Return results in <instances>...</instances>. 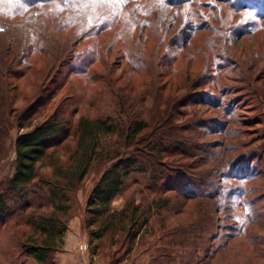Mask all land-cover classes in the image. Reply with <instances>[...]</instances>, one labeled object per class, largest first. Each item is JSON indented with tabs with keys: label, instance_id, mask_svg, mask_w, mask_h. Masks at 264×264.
<instances>
[{
	"label": "rangeland",
	"instance_id": "1",
	"mask_svg": "<svg viewBox=\"0 0 264 264\" xmlns=\"http://www.w3.org/2000/svg\"><path fill=\"white\" fill-rule=\"evenodd\" d=\"M135 8L153 12L155 24L137 29L128 21L85 37L81 36L86 30L79 32L75 27L62 31V44L68 51L74 45V53L68 54L60 66L55 67L53 59L37 54L29 66L11 76L16 117L23 120L25 127L14 128L6 140L9 153L0 162V188L5 187L6 179L15 170L17 135L34 125L54 116L74 126L81 116L116 119L118 100L129 104L131 98H137L139 109L141 105L148 112L151 99H142L150 91L151 77L138 70V65L143 69L146 66L137 59L149 58L156 52L166 53L165 60L160 57L155 63L165 97L189 92L194 95L190 89L194 81L202 76L209 81L190 96L189 110L193 113L188 124L193 131L184 134L193 135L194 143L201 142L203 147L209 141L223 147H217L218 156L212 163H207L208 154L202 151L194 150L197 157L176 154L183 163L167 173L166 181L181 179L184 172L179 171L185 170L207 178L203 189L217 192L226 187L232 192L242 191L225 198L217 192L215 200H190L136 172L123 193L113 200L112 210L118 215L127 210L130 215L134 203L141 205L136 213L146 214L139 218V228L117 216L116 226L96 239L91 232L99 225L86 222L92 215L88 210L92 190L105 164L95 163L76 189L66 190L67 209L57 208L50 192L55 183L67 184L59 173L69 166L76 150L77 136L72 130L38 163V178L29 186L26 201L16 205L8 221L0 225V264H33L23 246L33 239L45 238L39 224L51 217L67 225L61 248L71 249L67 237L74 234L88 243L89 264H264V0H193L167 12L173 15L170 21L164 12L166 22L155 0H140L127 9L131 12ZM187 16L192 25L188 30ZM0 22L5 26L10 23L2 17ZM35 26L29 29L33 31ZM52 30L49 33L55 35ZM177 36L178 45H166ZM77 38L79 42H74ZM195 97L205 99L206 105L193 103ZM118 140L125 142L124 137L113 134L105 137L104 143L111 149ZM227 156L245 157L251 162L254 159L255 172L248 177L244 168L239 172L244 177L238 180L225 167ZM222 172L228 175L223 180ZM165 201L168 204L160 207ZM215 208L221 210L213 213ZM145 216L148 220L143 223ZM135 230L140 236L132 241L130 233ZM218 231L222 237L214 240ZM225 243L226 248L220 250ZM48 263L54 264V260Z\"/></svg>",
	"mask_w": 264,
	"mask_h": 264
},
{
	"label": "trees",
	"instance_id": "2",
	"mask_svg": "<svg viewBox=\"0 0 264 264\" xmlns=\"http://www.w3.org/2000/svg\"><path fill=\"white\" fill-rule=\"evenodd\" d=\"M138 1L140 0H0V19L2 17L10 23L13 21L16 23L11 27L10 23L9 26H5L0 22V162L9 153L6 140L10 132L16 127H25L23 120H18L16 117L15 86L12 85L11 76L19 72L23 66H29L30 60L37 54L53 59L55 67L60 66L68 54L74 53V45L70 46L68 51L66 44H62L64 42L60 36L62 31H70L75 27L79 32L86 30L81 36L85 37L88 33L107 31L128 21L131 22L128 23L132 27L137 29L152 27L156 22H154L153 12L143 8H135L131 12L127 9L128 5ZM155 1L163 10L162 21L166 22L163 19L166 16L164 12H170L175 7H185V4L193 0ZM166 18L167 21H170L173 15L167 13ZM186 22L188 30L192 26L188 22V16ZM28 24L37 26L32 31ZM51 30L55 32V35L49 33ZM79 40L77 38L74 42H79ZM171 41L168 40L166 45H178V36ZM139 42L142 44L140 39ZM53 43L55 44L54 48L52 47ZM183 45L184 43L182 47ZM161 55L155 52L149 58L137 59L140 64L143 62L146 66L143 69L138 65V70L151 77L148 86L151 92H147V97L142 99L143 101L151 99L148 112L145 111L144 106L140 105L139 109L140 102L137 101V98L136 100L131 98L129 104L126 103L127 105L118 100L120 103L117 110L119 115L116 119L81 116L74 126L71 121L58 119L54 116L55 119H47L17 135L14 142L15 170L12 176L6 179L5 187L0 188V225L8 221L15 211L16 205L21 204L23 200L26 201L29 186L38 178V163L46 157L51 148L64 141L72 130L73 134L77 136L76 150L70 157L69 166L61 169L59 173L67 180L66 185H70L55 183L50 192L53 201L58 203L57 208L67 209L64 205L67 200L66 190L76 189L95 163L103 162L105 164V170L92 190L88 209L92 215L86 222L90 226L99 225L98 230L91 232V235L96 239H101L105 233L116 226L119 221L117 216L127 218L128 222L138 226L139 218L146 214L145 211L140 214L136 213L141 206L136 203L133 204L130 215L127 210L122 211L119 215L112 210L113 200L123 193L127 181L136 172L144 173L156 184L161 182V187L165 186L169 190L181 193L183 197L190 200H215L214 196L217 192H219L220 198H225L242 191L236 189L232 192L231 188L226 189V187H222L217 192L203 189L207 178L197 177V174H189L185 170L179 171L184 172L182 173L184 177L181 179L174 183H171L170 180L166 181L167 173L177 170L183 163L176 159V154H180L183 158L197 157V152L202 151L208 154L207 163H212L218 156L217 147L219 145L222 147V145L219 142L209 141V143L206 142L207 147H203L201 142L194 143L193 135L184 134V132L193 131V128L188 124L191 119L188 117L193 113L192 110H189L190 98L197 94L198 88L203 87L206 85V81H209L203 76L194 81L190 87L194 95L189 92L182 96L169 95L165 97L164 94L162 95L165 91L164 85L157 80L160 78V72L156 74L157 69H155L158 58L161 57L160 60L166 58V53ZM171 65L173 67L174 62H171ZM54 66H52L53 69ZM193 101L199 105H206L207 102L198 97H195ZM211 102L213 103V101ZM113 134L118 135L120 139L124 137L125 142L118 140L109 149L106 147L104 139ZM197 137L202 138L201 135H197ZM227 158L225 161L229 162L225 167L230 168L233 173L231 176H237L238 180L244 177L243 174H239L244 168L248 177L256 170L254 159L251 162L245 157L233 159V157L227 156ZM166 159L169 161V165H167ZM198 163L203 164L204 161ZM225 177L228 175L222 172V180ZM222 180L221 184L225 185ZM45 182L47 181L45 180ZM162 182L165 183L162 184ZM167 204L168 202L165 201L164 204H160V207ZM220 210V208H215L213 213ZM115 220L118 221L115 222ZM147 220L148 218L145 216L143 223ZM239 220L236 218L238 224ZM39 230L41 235H45V238L41 241L33 239L25 244L23 246L24 253L32 259L31 263L33 264H51L48 262L52 259L54 264H57L56 253L61 249L60 245L67 225L57 222V219L51 217L44 219L43 223L39 224ZM138 236H140L139 230L131 231L130 239L132 241L136 240ZM221 237L220 231L213 235L214 240ZM226 246L225 243L219 249H225Z\"/></svg>",
	"mask_w": 264,
	"mask_h": 264
},
{
	"label": "crops",
	"instance_id": "3",
	"mask_svg": "<svg viewBox=\"0 0 264 264\" xmlns=\"http://www.w3.org/2000/svg\"><path fill=\"white\" fill-rule=\"evenodd\" d=\"M88 252L81 253L73 249L61 248L56 253L57 264H89Z\"/></svg>",
	"mask_w": 264,
	"mask_h": 264
},
{
	"label": "built area",
	"instance_id": "4",
	"mask_svg": "<svg viewBox=\"0 0 264 264\" xmlns=\"http://www.w3.org/2000/svg\"><path fill=\"white\" fill-rule=\"evenodd\" d=\"M67 246L81 253H86L89 249L88 243L76 234L72 237H67Z\"/></svg>",
	"mask_w": 264,
	"mask_h": 264
}]
</instances>
